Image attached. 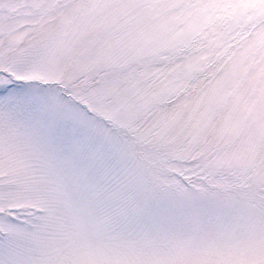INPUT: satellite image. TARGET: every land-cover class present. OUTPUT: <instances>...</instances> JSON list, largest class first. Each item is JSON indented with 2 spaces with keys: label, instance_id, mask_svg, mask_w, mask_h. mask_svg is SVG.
I'll use <instances>...</instances> for the list:
<instances>
[{
  "label": "snow or ice",
  "instance_id": "obj_1",
  "mask_svg": "<svg viewBox=\"0 0 264 264\" xmlns=\"http://www.w3.org/2000/svg\"><path fill=\"white\" fill-rule=\"evenodd\" d=\"M0 264H264V0H0Z\"/></svg>",
  "mask_w": 264,
  "mask_h": 264
}]
</instances>
